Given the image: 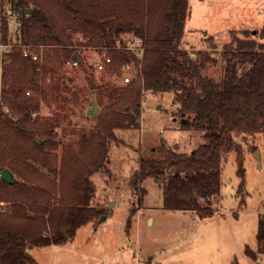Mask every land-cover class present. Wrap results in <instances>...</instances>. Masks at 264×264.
<instances>
[{"label":"trees","instance_id":"1","mask_svg":"<svg viewBox=\"0 0 264 264\" xmlns=\"http://www.w3.org/2000/svg\"><path fill=\"white\" fill-rule=\"evenodd\" d=\"M6 9L16 22L14 42L8 38ZM189 13V0H0V41L12 44L3 64L0 127L30 152L23 163L0 142V171L8 167L17 179L9 183L0 176V202L7 205H0V264H38L30 250L65 245L75 239L80 227L103 214L93 204L92 175L110 173V146L121 141L118 129L140 128L144 92L173 91L179 128L200 132L203 142L186 153L162 141L154 148L157 157L141 156L132 179L135 192L143 195L140 183L153 177L163 186L164 208L210 216L213 210L208 204L220 192L223 163L232 150L237 152L239 191L244 188L245 155L237 138L264 132V43L248 30H243V38L232 31L236 45L223 50L221 78L204 75L202 69L217 58L183 48ZM128 34L141 41L142 53L126 47ZM261 34L264 37V29ZM76 35L87 38V44L107 48L111 61L104 73L121 83L97 84L89 79L88 90L95 92L103 108L77 148L73 144L64 148L58 171L53 158L58 156L56 127L62 113L57 111L53 125L44 127L31 115L39 102L30 99L27 91L43 90L46 97L51 85L47 79L57 78L52 83L56 98L68 101L61 93L66 91L79 103L82 90L65 85L66 76L61 74L78 53ZM25 44L45 45L42 71L40 61L24 55ZM131 63L141 64L142 76L124 83L123 67ZM84 64L80 66L91 69ZM137 209L134 204L130 207L125 222L128 234ZM257 240V250L245 249L255 260L264 253V218L259 221Z\"/></svg>","mask_w":264,"mask_h":264},{"label":"rangeland","instance_id":"2","mask_svg":"<svg viewBox=\"0 0 264 264\" xmlns=\"http://www.w3.org/2000/svg\"><path fill=\"white\" fill-rule=\"evenodd\" d=\"M189 4L183 48L189 52H209L217 58L202 69L204 75L221 78L225 67L223 50L236 45L232 31L243 38V30H248L251 37L264 43L261 34L264 0H189ZM3 14L9 19L8 38H13L9 42H14L16 22L7 9ZM125 38L133 36L128 34ZM75 40V43L88 41L87 38L81 40L78 35ZM45 51L46 48H42L43 54ZM91 53L89 48L81 50L85 61ZM61 74L66 76L65 85L82 90L78 104L66 91L61 93L69 98L68 101L56 98L58 92L52 83L56 84L57 78L48 81L51 85L46 97L43 90L39 93L31 90L27 95L39 102L38 109L31 115L39 118L44 127L53 125L51 120L57 111L62 113L61 124L56 127L58 156L53 158L55 164L58 163V171L64 148L70 144L77 148L81 137L90 134L103 108L95 92L88 90L89 79L97 84L121 83L114 75L85 66L73 68L67 64ZM175 100L173 91L144 92L140 128L118 129L121 141L110 146L107 163L110 173L92 175L96 185L93 204L103 214L95 222L80 227L75 239L65 245L30 250L38 264H264V253L255 260L245 250L246 246L257 250L259 221L264 218V132L246 138L238 136L245 155L244 188L239 191L241 178L237 174V152L232 150L223 163L220 192L208 204L213 210L210 216L200 217L191 210L164 208L163 186L153 177H146L140 183L145 188L143 195L135 192L132 179L141 156L157 157L154 148L162 141L186 153L203 142L200 132L179 128L180 118L174 115L178 106ZM66 113L68 116L64 115ZM0 142L9 147L17 160L26 163L29 148L1 127ZM30 161L39 165L35 160ZM62 172L57 173L58 178L62 177ZM3 203L0 205L5 208L7 205ZM132 204L138 209L128 234L125 222ZM150 216L152 220H148Z\"/></svg>","mask_w":264,"mask_h":264},{"label":"built area","instance_id":"3","mask_svg":"<svg viewBox=\"0 0 264 264\" xmlns=\"http://www.w3.org/2000/svg\"><path fill=\"white\" fill-rule=\"evenodd\" d=\"M80 39H86L83 35H80ZM12 47L10 43H4L0 41V93L2 92L3 88V64L5 62V55L6 52ZM45 45H32V44H25L22 45L23 53L25 56H31L34 60H38L41 62V67L39 68L42 71L43 68V60L44 55L42 52V48ZM75 47L78 49V59H73L69 62L70 66L73 68L80 67L82 62L88 63L92 69L98 72H104L106 70L107 64L111 61V58L106 53V47H101L93 44H87L86 41L80 42L75 44ZM128 49L140 51L141 53L144 51V46L142 45L141 41L137 38H131L128 40V44L126 46ZM83 48H89L91 50L90 56L85 61V58L81 54V50ZM124 75L123 80L124 83H129L132 80L142 76L141 64H126L123 67ZM51 79L48 78L47 81ZM27 94L30 95L31 91H27ZM134 197V196H133ZM3 205H5L3 203Z\"/></svg>","mask_w":264,"mask_h":264},{"label":"water","instance_id":"4","mask_svg":"<svg viewBox=\"0 0 264 264\" xmlns=\"http://www.w3.org/2000/svg\"><path fill=\"white\" fill-rule=\"evenodd\" d=\"M30 11H31V9H28V12H30ZM78 58H79V55L77 53H74L73 59H78ZM38 141H40V140L38 139ZM256 155H258L257 152H256ZM0 176L3 180H5L9 183H13L17 180L16 177L14 176V174L11 172V170L8 167H5L0 171ZM26 255L29 256L30 253L26 251Z\"/></svg>","mask_w":264,"mask_h":264},{"label":"crops","instance_id":"5","mask_svg":"<svg viewBox=\"0 0 264 264\" xmlns=\"http://www.w3.org/2000/svg\"><path fill=\"white\" fill-rule=\"evenodd\" d=\"M175 120H176V118H174ZM178 126H180V125H178ZM142 208V207H141ZM141 208H140V210H141ZM153 219V217H148V220H152Z\"/></svg>","mask_w":264,"mask_h":264}]
</instances>
